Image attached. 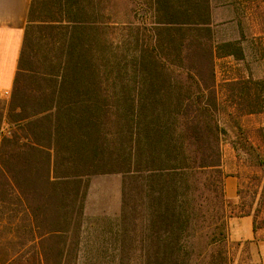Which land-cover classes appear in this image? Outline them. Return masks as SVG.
Masks as SVG:
<instances>
[{
  "label": "trees",
  "instance_id": "1",
  "mask_svg": "<svg viewBox=\"0 0 264 264\" xmlns=\"http://www.w3.org/2000/svg\"><path fill=\"white\" fill-rule=\"evenodd\" d=\"M214 1L139 0L156 20L114 42L113 0L100 22L99 0H31L0 97V264H77L100 174H121L118 228L141 264H227L228 217L264 228V181L253 214L228 213L222 167L224 136L264 167V127L243 123L264 114V69L215 74L246 48L264 62V0L232 1L234 40L216 38Z\"/></svg>",
  "mask_w": 264,
  "mask_h": 264
},
{
  "label": "rangeland",
  "instance_id": "2",
  "mask_svg": "<svg viewBox=\"0 0 264 264\" xmlns=\"http://www.w3.org/2000/svg\"><path fill=\"white\" fill-rule=\"evenodd\" d=\"M98 2L97 19L104 20L100 8L104 7V0ZM139 0H113L112 7V37L114 42L119 41L124 32V27L130 21L133 24L145 20L147 24L156 20L146 9H133ZM233 0H215L214 2V25L218 33L216 38L234 40L239 37L235 31V14L232 10ZM103 10V9H102ZM250 21V16H249ZM257 21V20H256ZM129 23V22H128ZM264 23V22H263ZM250 40V35H247ZM246 48V44H245ZM248 68L253 76L258 75L264 69V62L260 61L255 54L246 48V56L242 60H236L233 56H225L216 59L215 74L216 81L232 76L235 70L242 73ZM9 94L2 98H8ZM243 123L249 127L251 132L259 126L264 127V114L246 116ZM264 129V128H263ZM229 135L233 133L229 130ZM223 171L230 173L238 179L237 197L234 201L228 200L229 211L235 213L241 204L250 208L253 214L259 199L261 185L264 181V167L255 164L246 154L236 156L231 148L229 138L223 137ZM260 155L264 158V145H261ZM120 181L121 174H100L90 178L86 195L85 218L80 249L77 253V264H86L87 261L97 264H128L130 258L133 264H141L142 260L137 250L129 249L132 242L129 238H122L119 232L117 215L120 207ZM211 198V194L205 193ZM232 206H236L231 210ZM252 216V215H251ZM238 216H231L227 219L228 244L227 253L229 260L227 264H264V228L255 225L254 236L250 239H235L232 236V222ZM137 243V242H136ZM131 262V263H132Z\"/></svg>",
  "mask_w": 264,
  "mask_h": 264
},
{
  "label": "crops",
  "instance_id": "3",
  "mask_svg": "<svg viewBox=\"0 0 264 264\" xmlns=\"http://www.w3.org/2000/svg\"><path fill=\"white\" fill-rule=\"evenodd\" d=\"M30 3L31 0H0V97L10 95ZM223 187L225 197L234 201L238 190L237 177L232 174L226 175ZM232 236L237 240L253 238L251 215L234 218Z\"/></svg>",
  "mask_w": 264,
  "mask_h": 264
},
{
  "label": "built area",
  "instance_id": "4",
  "mask_svg": "<svg viewBox=\"0 0 264 264\" xmlns=\"http://www.w3.org/2000/svg\"><path fill=\"white\" fill-rule=\"evenodd\" d=\"M5 94H7V92H5Z\"/></svg>",
  "mask_w": 264,
  "mask_h": 264
}]
</instances>
